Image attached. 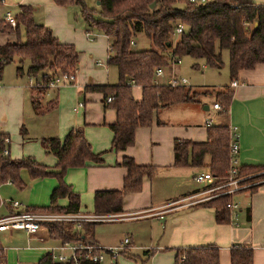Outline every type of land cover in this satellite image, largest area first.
I'll return each instance as SVG.
<instances>
[{
    "label": "trees",
    "instance_id": "obj_1",
    "mask_svg": "<svg viewBox=\"0 0 264 264\" xmlns=\"http://www.w3.org/2000/svg\"><path fill=\"white\" fill-rule=\"evenodd\" d=\"M52 1L59 5L76 6L87 28H96L109 40L106 62L115 66L117 82L84 84L81 92L98 91L102 95L103 105L114 108L115 118L109 128L112 133L110 148L115 151L131 145L135 128L150 125L158 109L179 102L197 101L188 95L189 88L184 85L155 82V66L165 67L175 58L189 55L202 59L205 65L219 68L222 64L221 49L224 48L227 50L230 82L236 78L238 70L251 68L264 61V3L253 0H207L198 4L187 0H94L96 6L92 8L86 5L85 0ZM14 15V25L0 19V32L13 33L16 37L15 40L1 42V64L3 66L15 58L18 61L15 72L20 74L22 61L27 60L26 75L35 77L39 74L40 77L30 87V103L36 113L43 112L44 109L53 108L56 102L54 98L47 102L45 108L40 105L48 80L57 72L77 71L78 52L72 43L60 42L48 26L34 20L32 5L18 4ZM178 24L181 25V31L175 32ZM19 26L23 27V41L18 40ZM136 32H142L151 45L133 49L130 40ZM191 66H196V63ZM132 84L140 86L138 99L131 93ZM107 96H111L108 102L105 101ZM231 97L232 88L229 83L215 90L220 111L226 110ZM205 132V139L201 141L174 139L173 164L208 166L215 179L208 185H213L225 179L230 167V138L225 124L206 125ZM23 133L24 127L21 126L20 134ZM39 143L44 151L55 156V164L47 167L30 157L11 158L9 155H0V182L9 180L21 187L18 174L20 168H25L31 177L54 176L56 184L50 191L49 203L28 207L27 210L77 212L78 195L64 181L65 170L87 162L100 164V153L91 150L82 129L76 126H71L61 139L57 136H42ZM119 164L126 169L122 185L120 188L93 191L94 214L120 212L123 197L140 191L142 178L150 176L155 169L151 164L135 163L127 155L121 157ZM247 169H264V166L236 164L235 176L238 178L246 175ZM261 183L249 185L246 189L253 192ZM232 193L210 197L200 204L213 207L216 222H228L230 211L226 202ZM61 197L66 198V204H57ZM246 218H249L248 206ZM99 222L101 220L50 221L46 223V228L51 238L94 244V225ZM172 249L174 256L170 264H218V247L213 243L175 246ZM119 253L129 251L123 249ZM142 254L147 257L151 251L145 249ZM229 259L230 264H252V248L233 245L229 248ZM32 264L63 263L45 252Z\"/></svg>",
    "mask_w": 264,
    "mask_h": 264
},
{
    "label": "crops",
    "instance_id": "obj_2",
    "mask_svg": "<svg viewBox=\"0 0 264 264\" xmlns=\"http://www.w3.org/2000/svg\"><path fill=\"white\" fill-rule=\"evenodd\" d=\"M1 2L5 4L4 0ZM14 3H17L16 6L18 4L32 5L34 20L48 26L60 42L72 43L78 52V85L83 100L77 101V103L82 102V105L78 106L76 103L72 110L78 112V109L82 108V120L85 124V127L81 128L82 133L89 142L91 150L100 153L102 162L100 164L87 162L82 166L69 167L65 170L64 181L78 195L79 207L76 213H93L94 190L121 187L126 169L119 164V161L123 155H127L132 157L135 163L151 164L155 169L150 176L142 178L140 191L128 193L123 197L121 211L117 213L128 214L141 211L140 216L143 219L155 217L162 220V232L163 234L167 233V237L162 240L163 244L161 245H164V249L168 248L172 251V258H169L168 262H172L174 256L172 247L213 243L218 247V264H230L229 248L233 245L250 246L252 248V264H264V183L259 184L253 192L244 189L232 193L231 195L239 192L246 193L247 203L242 208L243 215H238L235 220L236 224L233 223L232 215L238 209L237 206L234 211H231L228 222L218 223L214 219L213 207L200 204L201 201L207 199V196L202 188L205 184L196 183V181L194 183L192 179L195 166L173 164L172 142L174 139L186 138L194 141L205 139V121L211 119L212 124L213 120L206 117L202 124H198L200 118L197 120V117H194V108L197 110V105L200 103V112L204 113L209 106L204 101L179 102L184 108H180L177 114L181 118L171 115V108H174L178 103L162 107L155 113L150 125L135 128L134 140L131 145L119 151L111 149L112 133L109 124L115 118L114 108L103 105L102 95L98 91L81 92V87L84 84H105L106 82L100 75L93 78L92 74L86 75L82 71L80 72L79 67L82 54L80 45H83V41L87 44V49L90 52L103 51V55L105 54L107 57L108 38L100 31H97L95 36L92 35L90 33L92 28H87L80 19H72L70 17V6L72 5H59L52 0H16ZM10 5L7 2L5 7L9 8ZM1 34L7 33L1 32ZM89 35L94 36L92 40H88ZM88 55L92 56L90 53ZM100 60V58L93 61L90 59L89 64L92 62L98 66L102 64ZM162 71L160 82L164 83L167 77L172 75V72L165 74L164 67H162ZM235 81L236 84L231 86V101L224 110L225 119L222 120L224 123L220 124H225L228 129L235 127L238 145L237 152L234 154L236 164L264 166V61L256 63L251 68L238 70ZM131 93L135 99H138L140 86L132 84ZM10 94L9 90L5 89L0 97V124L7 133L9 132L6 127L12 126L11 120L6 114V109L11 102ZM90 100L93 101V104L92 102L87 103ZM187 105L192 106L191 110L187 109ZM161 111L164 112L159 118ZM77 121L79 119L65 122L61 129H57V135L63 137L71 126H77L79 123ZM24 134L25 128L21 138ZM32 184L35 186L25 199L27 204L23 205L19 202L21 206L28 208L36 204L47 205L50 188L55 185L54 179L42 178L39 181H33ZM8 200L0 201V205L5 210V213L0 216L19 209L9 206ZM57 204H66V198H59ZM247 206L249 207L248 219L246 218ZM1 231H7L3 236L8 241H13L16 236L19 237L22 233L27 237L26 243L22 246L0 242V262L3 264H19L20 252H22V260H24L21 264H31L30 261L34 260L35 262L38 257L53 248L54 241L60 243L59 239L49 236L46 224L40 226L32 234L21 228H9ZM98 237H101L99 233L94 234V239L99 245L115 244L114 241L101 243ZM133 238L136 240V234H133ZM133 238L131 236V240ZM31 241L36 243L32 244Z\"/></svg>",
    "mask_w": 264,
    "mask_h": 264
},
{
    "label": "rangeland",
    "instance_id": "obj_3",
    "mask_svg": "<svg viewBox=\"0 0 264 264\" xmlns=\"http://www.w3.org/2000/svg\"><path fill=\"white\" fill-rule=\"evenodd\" d=\"M5 4L9 2L10 7L6 8L5 4L0 2V18L5 10H9L12 14L16 11V0H4ZM256 3H264V0H253ZM86 5L95 8L94 0H85ZM70 14L72 19H80L83 23L82 18L80 17L77 7L72 5L70 6ZM99 31L96 28H92L90 33L96 35V32ZM89 35L88 40H92L94 36ZM15 35L13 33L1 34L0 33V42L12 41L15 40ZM18 40H24V31L23 27L19 26L18 30ZM150 41L143 35L142 32H136L132 37L131 47L133 49L147 48L150 46ZM82 48V54L80 58V72L84 74H92L96 78L97 75L102 76L106 83H116L117 82V72L116 68L112 64L106 62L105 54L103 51H92L90 52L87 49V44L83 41V45H80ZM92 54L89 57L88 54ZM100 58L102 64L95 65L90 63V59ZM221 60L222 64L219 68L211 67L205 65L202 59H195L189 55H183L179 58L178 62H170L167 66L164 67V73L175 74L179 77L186 79L184 87H188V95L194 99H197V102H205L208 105V110L200 112V103L197 105V110H195L194 117L200 118L198 124H202L204 118H212V124L224 123L225 112L216 111L211 108L212 102L216 101L215 90L219 89L222 85L229 82L228 74V56L227 50L221 49ZM27 60L22 61V72L16 74L15 67L18 65V61L13 58L11 61L3 64L0 70V97L5 89H8L11 97V102L8 108L6 109V114L11 120L12 126L6 127L9 133V156L11 158L18 157H30L33 158L37 163L45 165L47 167H52L55 163V158L52 153L46 152L43 150L39 143V139L42 136H57L58 138H63L57 135V129H61L62 125L67 121H72L73 119H79V122L76 127L83 128L85 127L84 121L82 120V108L78 109V112H74L72 107L76 105L77 101H82V94L79 92L80 86L78 85V69L74 74L73 82L66 84H58L57 87H52L50 89L43 90L47 91L41 96L40 105L42 108H45L47 102L51 99H56L55 106L53 108L44 109L43 112L36 113L30 103V94L31 86L40 79L37 75L35 77H29L25 73V68L27 66ZM101 63V62H100ZM192 63H196V66H191ZM159 82L161 78L157 79ZM41 85L40 82L38 84ZM135 91L134 88L132 89ZM93 104V101H87V103ZM96 102V101H94ZM217 102V101H216ZM218 103V102H217ZM188 104V103H187ZM219 104V103H218ZM182 103H178L171 108V115H176L179 113L180 108L184 109L181 106ZM220 105V104H219ZM188 110H191L192 106H186ZM164 111H161L159 118L163 115ZM201 116V117H200ZM177 118H181L180 115ZM23 126L25 128V134L21 138L20 128ZM62 136V135H61ZM64 136V135H63ZM195 171L193 174L202 171L203 169H209V167H193ZM200 169V170H199ZM198 170V171H197ZM246 175H242L240 179V187L234 192L239 190L246 189L247 186L252 184H258L264 182V169H247L245 170ZM19 178L21 179L22 186L8 181L0 182V201H5L7 199L16 200L21 202L23 205L25 199L28 197L31 189L35 186L33 181H39L42 178H53L56 184V178L54 176H37L31 177L28 171L25 168H20ZM193 179V175H192ZM247 179L248 181H243ZM194 180V179H193ZM215 181V179H214ZM195 183V180H194ZM197 183V182H196ZM206 184L203 188L204 194L207 196V199L221 194V189L211 190L210 188L214 184ZM52 189V187L50 188ZM233 192V193H234ZM230 198L228 197V201ZM49 201V198H48ZM231 201L235 202L238 206V209L235 210V215H232L233 221L237 220V216L243 215V206L247 203V197L245 192H239L235 195H231ZM33 207L44 206V205H32ZM4 207L0 205V215L4 214ZM142 216H128L124 218H119V220H102L99 223L94 225V234H100L101 237H98V240L101 243H107L114 241L115 244L121 240L124 235L130 237V242L128 245L129 253L118 254L112 264H170L168 262L169 258H172V251L168 248H163L161 244L162 240L167 237V233L163 234L162 232V220L155 217H147L146 219L141 218ZM7 231L0 232V242L5 244L13 245H24L26 243L27 237L22 233L21 236L15 237L13 241H8L7 238L4 239V236ZM2 233V234H1ZM133 234H136V240L133 238ZM132 236V240H131ZM31 243H36L32 242ZM52 252L56 254L57 252L68 253V248L64 247L60 251L57 248L59 243L53 242ZM161 246V249H160ZM144 249L151 251V255L147 257L142 254ZM19 264L22 260V252L19 253ZM34 263V260L30 261ZM31 263V264H32ZM98 264H110L108 258L105 256L102 261Z\"/></svg>",
    "mask_w": 264,
    "mask_h": 264
},
{
    "label": "built area",
    "instance_id": "obj_4",
    "mask_svg": "<svg viewBox=\"0 0 264 264\" xmlns=\"http://www.w3.org/2000/svg\"><path fill=\"white\" fill-rule=\"evenodd\" d=\"M189 2L198 4V3H204L207 0H187ZM2 21L7 22L10 25H14L16 23L15 15L12 14L9 10H5L2 14V17L0 18ZM181 31V25L178 24L175 32ZM1 33V32H0ZM132 43V40H130ZM1 44V42H0ZM178 58H175L173 60V63L178 62ZM98 62V61H97ZM2 64H1V58H0V70H1ZM74 72H57L54 75L51 76V78L47 82V88L57 87L58 84H65L73 82L74 79ZM162 66H155L153 68V79L155 82H159L157 79L162 76ZM1 78V74H0ZM38 82V81H37ZM36 82V83H37ZM35 83V84H36ZM166 84L175 86V85H185L186 79L183 77H179L177 75H170L165 80ZM236 84L235 79L231 80L229 82L230 86H233ZM111 96H107L105 98V101H110ZM78 106L82 105V102L77 103ZM212 108L220 111L221 107L217 102L212 103ZM206 125L211 124V119H206L205 121ZM229 134V154H230V167L227 171V175L225 179L217 184H214L213 187H211V190L214 189H221V194L224 193H232L236 189L240 187L239 181L241 177H236V161L234 159V154L237 152V142H236V134H235V127H229L228 129ZM0 155H9V137L7 132H5L0 124ZM193 179L198 183L203 184H210L213 183V176L211 175L210 171L208 169H203L200 172H197L193 174ZM212 186V185H211ZM214 188V189H213ZM204 192V191H203ZM8 205L11 207H14L15 209L19 208L18 210H15L14 212L8 213L4 216H0V230L9 229V228H21L26 230L27 233L32 234L36 232L40 226L50 222V221H80V220H113V219H119L124 218L128 216H136L142 214L141 211H134L131 213H107V214H78V213H72V212H61V211H29L27 210V207L21 206V204L16 201L9 199L7 201ZM226 207L230 211H234L237 208V204L235 202H232L231 200L226 202ZM235 215V214H234ZM236 224V221L234 222ZM130 239L128 235H124L121 240L114 245H99L97 243L94 244H84L79 241L77 242H71L68 240L60 241L59 246L57 247L59 251L67 247L68 253L63 252H57L54 254L52 252V248L48 251L52 258L58 262H61L63 264H85V263H99L104 259L106 256L110 263L114 261L116 256L119 254V252L123 249H127L129 245Z\"/></svg>",
    "mask_w": 264,
    "mask_h": 264
}]
</instances>
